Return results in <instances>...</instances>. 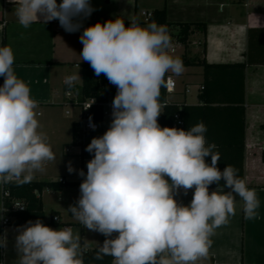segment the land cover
Masks as SVG:
<instances>
[{"label": "clouds", "instance_id": "9594fccd", "mask_svg": "<svg viewBox=\"0 0 264 264\" xmlns=\"http://www.w3.org/2000/svg\"><path fill=\"white\" fill-rule=\"evenodd\" d=\"M10 2L25 29L41 20H58L66 32H80L82 21L95 11L91 0ZM79 39L80 63L88 62L97 76L103 73L117 92L108 129L85 149L93 158L86 174L78 171L83 178L79 197L65 211L83 228L106 237L102 246L96 244L97 260L110 256L113 264H196L208 255L213 230L235 215L236 197L243 201L246 218L257 216L255 189L234 166L223 171L217 167L220 155L207 142L203 121L187 130L158 123L164 106L161 88L171 86L165 78L184 71L182 59L169 52L166 25L153 21L142 26L132 20L126 27L121 14L84 28ZM14 63L12 46L0 45V186L13 180L30 183L55 159L40 130L38 105L30 87L15 74ZM79 80L78 71L63 83L70 90ZM89 126L95 131L92 117ZM67 170L76 171L71 162ZM214 183L219 187L210 192ZM190 189L192 199L184 205L176 197ZM16 231L15 264H84L82 237L72 227L54 230L37 219ZM6 245V235L0 236V248Z\"/></svg>", "mask_w": 264, "mask_h": 264}, {"label": "crops", "instance_id": "0c3cea01", "mask_svg": "<svg viewBox=\"0 0 264 264\" xmlns=\"http://www.w3.org/2000/svg\"><path fill=\"white\" fill-rule=\"evenodd\" d=\"M91 4L95 11L82 21L81 31L68 33L58 20L46 24L41 20V23L35 22L25 29L16 20L15 5L10 0H0V25H3L0 27V45H4L5 40V45L12 46L15 74L30 87L31 96L38 105L40 130L47 135L55 154V159L46 163L45 171L37 172L31 182H59L63 179L66 184L79 183L76 186L64 184L58 191L44 189L35 193L42 200L46 226L54 230L72 227L74 231H80L86 250L102 246L106 239L98 232L83 228L65 211L70 205H75L83 178L71 176L67 170L70 162L67 159L64 160L65 168L61 169L59 164L61 150L65 157L69 156L65 152L70 145L68 139L72 137L74 143V126L79 124L72 119L73 108L66 104L70 100L67 92L71 91L75 96L81 86L75 83L69 90L63 80L65 76L79 71L83 83L82 65L88 63H80L78 56L83 49L79 39L83 29L97 22L114 20L121 14H124L126 27L132 20L146 26L149 23L143 12L154 13L165 9L172 44L169 50L175 49L174 56L179 53L181 59L206 60L210 65L247 64L245 104L242 106L245 111L224 109L230 107L227 106L230 99L241 98L240 81L234 77L218 78L213 84L210 82L206 90L204 68L201 66H184L179 76L169 73L168 78L176 82V90L167 95V103L178 104L182 109L185 106L208 105L215 108L213 111H186L185 118H182L184 130L203 121L207 127L206 140L217 146L215 151L220 155L217 167L221 171L227 165L238 169L240 177L245 179L249 188L255 189L260 200L257 216L248 219L242 210L243 201L236 197L235 215L229 216L226 223L213 230L207 257L215 264H264V0H91ZM182 24H203L193 28L187 50L177 38ZM249 55L251 64H248ZM62 127L69 128L72 134L59 136ZM79 154L80 151L76 153L81 160L80 170L86 174V164L93 156L82 160ZM206 162L210 163V157L206 158ZM55 168L63 171L56 176L52 174ZM4 185L0 186V211H3ZM218 187L210 186L209 191ZM192 193L193 189L188 190L187 195L181 190L176 198L187 205ZM0 215L3 217L0 226L7 238L2 260L5 264H15L18 259L15 236L20 225L4 226L5 213ZM56 216L61 219L60 223L53 222ZM196 264H203V259Z\"/></svg>", "mask_w": 264, "mask_h": 264}, {"label": "trees", "instance_id": "16d2710c", "mask_svg": "<svg viewBox=\"0 0 264 264\" xmlns=\"http://www.w3.org/2000/svg\"><path fill=\"white\" fill-rule=\"evenodd\" d=\"M157 22L161 25H166L169 27L167 22V12L166 10H159L153 13V17L147 21L148 23ZM203 24H182L179 35L177 36L179 43L187 50L189 48V37L193 34V28L202 26ZM205 32L207 27H204ZM5 45V40H4ZM251 56L248 57V64H251ZM184 66H201L204 68V76L206 83V90L209 84H213L218 78H228L234 77L240 81L242 88V96L240 99H230L227 106L224 109L230 111H245L242 106L245 104V79H246V68L247 64H234V65H210L206 60L200 59H189L187 57L182 58ZM169 74L165 78V85ZM82 86L78 89L79 101H84L89 98H96L99 102L112 101L115 97V94L112 89L108 87V79L104 74L99 76L95 75L94 70L90 64L86 63L82 65ZM211 82V83H210ZM1 84H3V77H1ZM167 91L166 86L161 88V102L164 105L162 114L158 117V123L161 127H175V114L181 111V106L178 104H169L167 103ZM210 104V100H207ZM196 107V106H185L181 111L182 118H185L186 111H213L215 108L210 107ZM237 106V107H234ZM101 118V109L96 108L93 111V119L98 121ZM75 125L73 134H74V143L75 139L78 136L77 128ZM178 128V127H176ZM185 128L184 126L181 129ZM89 142L86 144V147L91 142V139L94 138L93 135H89ZM82 152V160L92 156L87 151ZM263 162H264V152H263ZM66 184V182H65ZM79 183H67V186H76ZM64 184L60 182H30L25 184H20L17 182H8L4 185L9 190V196L3 197L2 202L4 203V208L7 210L5 216L9 218L10 224L14 225H25L28 221H35L37 219L41 220L45 225V213L43 210V203L40 198L36 196V192H42L44 189H50L54 191L60 190ZM223 185V183H221ZM211 186H218L217 184H212ZM16 201H21L25 205L24 211H18L14 209V204ZM4 234L3 227L0 226V236ZM3 248H0V262L2 259ZM97 248L93 250H86L84 248V264H113V258L110 256H104L102 260L96 259ZM203 264H215L214 260L208 258L207 256L203 258Z\"/></svg>", "mask_w": 264, "mask_h": 264}, {"label": "built area", "instance_id": "2783aa9c", "mask_svg": "<svg viewBox=\"0 0 264 264\" xmlns=\"http://www.w3.org/2000/svg\"><path fill=\"white\" fill-rule=\"evenodd\" d=\"M143 16L146 17V21H149L153 17V13H148V12H143ZM170 54L175 53V49L169 50ZM171 80V86L167 87L166 86V91L168 94L174 93L176 90V82L170 78ZM169 78H167L166 85L168 84ZM82 86V85H81ZM108 87L113 90L114 94L116 95L117 88L115 85H112L110 82L108 83ZM67 97L70 98L69 102L66 104L67 106L71 108L77 107L80 110V117L81 121L78 124L77 128V134L78 136L75 139V143H73V146L66 148L65 152L68 155L74 154V146L79 147L80 154L81 156L82 152L85 149L86 144L89 142V135H99L102 136L104 132L108 129L110 123H111V113H112V101H107V102H99L96 98H89L84 101H79V96L78 94L73 96V93L71 91L67 92ZM164 107V106H163ZM96 108L101 109V118L98 121H95L93 119V111L96 110ZM163 109V108H162ZM183 109L181 108V111ZM181 111L175 114V125L176 126H184V122L182 120L181 116ZM67 114L69 115L70 112L67 111ZM89 117H92V123L96 126L95 131L89 126ZM62 184H65V180L60 179L59 181ZM9 196V190L7 187H4L3 191V197H8ZM22 208V209H21ZM2 209L6 210L4 208V203L2 202ZM14 209L18 211H24L25 210V205L21 201H16L14 204ZM6 213V212H5ZM9 218L4 216L3 220V225L7 226L9 225ZM54 223H60L61 219L56 216L53 218ZM0 264H5L3 261L0 262Z\"/></svg>", "mask_w": 264, "mask_h": 264}, {"label": "rangeland", "instance_id": "374dc122", "mask_svg": "<svg viewBox=\"0 0 264 264\" xmlns=\"http://www.w3.org/2000/svg\"><path fill=\"white\" fill-rule=\"evenodd\" d=\"M179 55V53H177L176 54V56H178ZM76 84H78L79 86H81V84H82V81L81 80H79V81H77L76 82ZM39 112H40V114H43V111L42 110H39ZM72 119L73 120H77V121H81V117H80V110L77 108V107H75V108H73L72 109ZM59 136H66V137H68V136H70L72 133H71V130L68 128H66V127H62L61 129H60V132H59ZM58 137V136H57ZM61 137V138H62ZM50 138H52V137H50ZM69 140V143H70V147L71 146H73V143H72V141H73V139H72V137L70 138V139H68ZM68 146V147H69ZM75 148H74V154H71V155H69V156H64L63 155V151L61 150L60 151V168L61 169H63V168H65L64 167V160L65 159H67L68 161H70L71 162V166L76 170V171H74L73 173H71V176H73V178H78V171L80 170V168H81V160L78 158V156L76 155V153H78V151H79V147H77V146H74ZM73 159V160H72ZM58 170L57 168H55L54 170H52V174H59L60 172H62L63 170ZM57 176V175H56ZM75 179V180H76Z\"/></svg>", "mask_w": 264, "mask_h": 264}]
</instances>
